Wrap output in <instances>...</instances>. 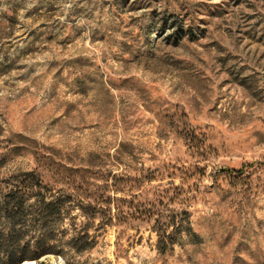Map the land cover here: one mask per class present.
Instances as JSON below:
<instances>
[{"label": "rangeland", "instance_id": "374dc122", "mask_svg": "<svg viewBox=\"0 0 264 264\" xmlns=\"http://www.w3.org/2000/svg\"><path fill=\"white\" fill-rule=\"evenodd\" d=\"M30 172L98 241L35 264H264V0H0V204Z\"/></svg>", "mask_w": 264, "mask_h": 264}, {"label": "trees", "instance_id": "16d2710c", "mask_svg": "<svg viewBox=\"0 0 264 264\" xmlns=\"http://www.w3.org/2000/svg\"><path fill=\"white\" fill-rule=\"evenodd\" d=\"M29 178L20 182L16 188H11L3 197L0 204V264H24L27 260H39L49 254H61L65 247L78 253L94 249L98 241L90 234L89 229L71 224V229H64L65 221H48L53 215L62 219L69 213L67 206L70 196L48 198L43 190L47 188L44 182L33 173H27ZM38 196V202L32 203V197ZM104 211V209H100ZM97 210L87 213L93 219L98 215ZM177 222V216L172 218V224H190L188 213H184ZM35 215L34 221L27 220ZM169 226V225H168ZM72 237H68L69 231ZM178 231V230H177ZM177 231L169 233L168 229L159 234L158 247L162 253L173 249L178 242Z\"/></svg>", "mask_w": 264, "mask_h": 264}, {"label": "bare ground", "instance_id": "6f19581e", "mask_svg": "<svg viewBox=\"0 0 264 264\" xmlns=\"http://www.w3.org/2000/svg\"><path fill=\"white\" fill-rule=\"evenodd\" d=\"M24 264H35V262L31 261V260H27V261L24 262Z\"/></svg>", "mask_w": 264, "mask_h": 264}]
</instances>
